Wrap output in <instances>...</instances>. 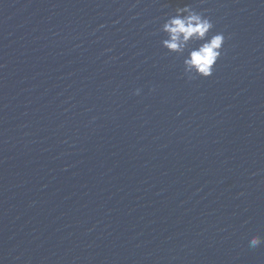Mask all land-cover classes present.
Returning <instances> with one entry per match:
<instances>
[{"label":"water","instance_id":"1","mask_svg":"<svg viewBox=\"0 0 264 264\" xmlns=\"http://www.w3.org/2000/svg\"><path fill=\"white\" fill-rule=\"evenodd\" d=\"M186 5L207 79L161 45ZM255 236L264 0H0V264H264Z\"/></svg>","mask_w":264,"mask_h":264},{"label":"clouds","instance_id":"2","mask_svg":"<svg viewBox=\"0 0 264 264\" xmlns=\"http://www.w3.org/2000/svg\"><path fill=\"white\" fill-rule=\"evenodd\" d=\"M213 23L203 13L191 6L178 7L174 14L161 25L165 38L161 45L169 53L183 57L184 74L187 77L207 79L220 59L225 43L222 32L213 33ZM140 94V89L136 90ZM264 244L259 236L251 238L249 246L256 248Z\"/></svg>","mask_w":264,"mask_h":264}]
</instances>
